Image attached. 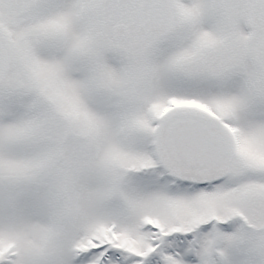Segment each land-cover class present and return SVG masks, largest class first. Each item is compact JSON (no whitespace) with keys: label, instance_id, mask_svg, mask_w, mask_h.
<instances>
[{"label":"snow or ice","instance_id":"obj_1","mask_svg":"<svg viewBox=\"0 0 264 264\" xmlns=\"http://www.w3.org/2000/svg\"><path fill=\"white\" fill-rule=\"evenodd\" d=\"M0 264H264V0H0Z\"/></svg>","mask_w":264,"mask_h":264}]
</instances>
